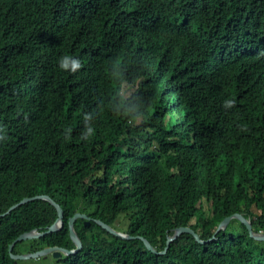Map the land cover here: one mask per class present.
I'll use <instances>...</instances> for the list:
<instances>
[{
	"label": "trees",
	"instance_id": "trees-1",
	"mask_svg": "<svg viewBox=\"0 0 264 264\" xmlns=\"http://www.w3.org/2000/svg\"><path fill=\"white\" fill-rule=\"evenodd\" d=\"M37 195L64 227L13 254L73 250L79 212L61 264H264L241 221L216 233L234 214L264 233V0H0V215ZM57 218L46 200L0 218V264ZM179 227L206 243L138 238L161 252Z\"/></svg>",
	"mask_w": 264,
	"mask_h": 264
},
{
	"label": "water",
	"instance_id": "water-1",
	"mask_svg": "<svg viewBox=\"0 0 264 264\" xmlns=\"http://www.w3.org/2000/svg\"><path fill=\"white\" fill-rule=\"evenodd\" d=\"M34 200H46L48 202H50L56 209H57V213H58V218L55 221V223L45 232H39L37 230H33L31 232L28 233H24L22 235H20L9 247V252H10V256L11 258L14 260L15 264H18L19 261H23V260H32V259H41V258H48L49 256H51L52 258L56 259V260H60L62 259L64 256H72V255H76L79 253V251L81 249H83V243L81 241V239L79 238L76 230H75V222L82 218L85 219V224L87 226H89L91 224L92 219L90 217H88L85 214H81V213H76L73 217L70 218L69 220V233H70V238L73 241V243L75 244V248L73 250H68L65 248H61V247H48L45 248L43 250L37 251V252H31V253H24V254H13V249L14 246L20 242L23 241H28V240H34V239H39L42 237H45L49 234L52 233H56L59 232L63 227H64V210L63 208L49 195H37L35 197H31V198H24L21 202H19L18 204L12 206L6 213L0 215V218L5 217L6 215L10 214L13 210L17 209L18 207H20L21 205L27 204L29 202H32ZM237 219L239 221H241L249 230L250 232V236L252 238H254L255 240L258 241H264V233L263 232H259L256 233L254 232L253 228H252V224L251 221L247 218H245L243 215L241 214H234L232 216L226 217L218 226L216 233H218L221 230H224L227 228L228 224L230 223V221L232 219ZM98 225H100L104 230H106L107 232H109L110 234L122 238V239H127V240H131L134 239L136 237L130 236L126 233H123L122 231H118L116 229H114L113 227H111L110 225L104 223L103 221L100 220H96L95 221ZM183 233H190L191 235L194 236V238L200 242V243H206L205 241H202L199 237V235L197 233H195L191 228L189 227H179L175 230L174 234L169 236L167 239V245L164 251H157V249L155 247H153L151 245V243L145 239L144 237H138L139 239H141L144 243L146 248L153 252L154 254H160V255H164L166 254L168 248L170 247L171 243L175 240H177Z\"/></svg>",
	"mask_w": 264,
	"mask_h": 264
},
{
	"label": "clouds",
	"instance_id": "clouds-1",
	"mask_svg": "<svg viewBox=\"0 0 264 264\" xmlns=\"http://www.w3.org/2000/svg\"><path fill=\"white\" fill-rule=\"evenodd\" d=\"M57 66L61 70H67V71H72L75 72L81 67V61L71 55L68 54H63L57 58ZM234 103L232 100H227L225 102L226 106H231ZM90 119L89 116H85V121L87 122ZM70 132L71 129H68ZM93 132V129L91 126H87L84 133H83V138L87 139Z\"/></svg>",
	"mask_w": 264,
	"mask_h": 264
},
{
	"label": "rangeland",
	"instance_id": "rangeland-1",
	"mask_svg": "<svg viewBox=\"0 0 264 264\" xmlns=\"http://www.w3.org/2000/svg\"><path fill=\"white\" fill-rule=\"evenodd\" d=\"M130 92L125 93V95H128ZM126 227V222L124 219V228ZM18 264H61L60 262H58L56 259L52 258L51 256H49L48 258L44 259H32V260H23V261H19Z\"/></svg>",
	"mask_w": 264,
	"mask_h": 264
}]
</instances>
